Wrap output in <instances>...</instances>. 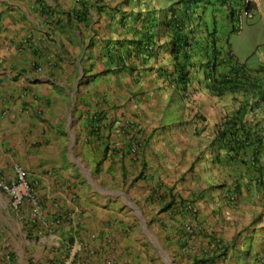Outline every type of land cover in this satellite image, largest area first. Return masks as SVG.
<instances>
[{
	"label": "crops",
	"instance_id": "0c3cea01",
	"mask_svg": "<svg viewBox=\"0 0 264 264\" xmlns=\"http://www.w3.org/2000/svg\"><path fill=\"white\" fill-rule=\"evenodd\" d=\"M69 1L71 12L57 16L40 12L39 0H0V176L12 175L17 166L23 168L43 203L42 216L35 220L29 206L15 213L2 193L0 264H187L188 258L197 259L190 250L199 252L183 231L191 216L198 217L191 223L200 226L212 220L213 225L219 224L229 233L233 243L227 263L264 264L263 236L242 230L254 223V213H258L255 202L260 198L254 199V190H261L264 197L262 137L255 138V150L215 148L219 160L216 168L226 173L236 175L238 169L233 170L230 163L242 161L245 155L248 167L250 163L262 167L257 169V165L253 173L243 176L236 203L227 205L225 215L202 211L204 205L197 198L189 200L200 209L198 215L188 211L189 201L176 203L171 195L165 204L156 200L166 210L169 227L175 225L176 244L167 248L171 261L163 260L161 249L153 246V200L139 202L137 185L141 187L142 181L137 178L134 185L131 180L143 161L153 158V151L159 160L169 151L160 144L153 149V137L148 139L146 135L153 127L159 129L157 132L169 125L179 127L181 120L175 107L186 103L183 107L188 110L190 103L174 100L178 86L168 76L174 80L176 69L166 73L163 68L173 62L166 48H155L151 57L143 60L147 70L135 72L124 66L129 48L126 39L139 42L132 47L136 53L148 41L145 26L150 19L147 13L153 8L151 2L129 0L125 8L120 5L124 0H87L83 7ZM209 1L213 0L191 3L188 10H202L203 19L209 23L219 6L212 7ZM47 4L54 3L47 0ZM191 23L201 25L202 19L192 17ZM140 56L142 60L145 55ZM133 61L137 64L136 58ZM182 63L189 65L191 60ZM39 66L41 71L36 70ZM137 74L144 76L139 86H133ZM209 95L195 92L192 105H203ZM231 97L224 102L213 99L217 107L209 110L213 117L207 118L211 130L206 132L211 139L215 138V126L238 110V103L227 112L222 110V104ZM171 98L176 103L168 120L162 111ZM129 99L133 104L127 107ZM255 112L261 114L258 121L264 136L263 112ZM243 124L250 127L256 121L245 119ZM137 141L147 146L133 153L131 148ZM184 149L192 151L190 145ZM164 163L161 166L166 170ZM175 169L183 174L182 167L174 164L170 176L175 175ZM88 174L95 176L96 183L83 182ZM152 174L153 184L149 176L144 180L146 186L149 184L148 195L159 191L161 177L168 173L157 167ZM249 179L258 181V186H248V195ZM170 203L173 206L167 209ZM216 204L221 205L218 201ZM258 206L263 207L264 202ZM220 227L216 229L222 231ZM181 249L188 257L175 259L174 251Z\"/></svg>",
	"mask_w": 264,
	"mask_h": 264
},
{
	"label": "rangeland",
	"instance_id": "374dc122",
	"mask_svg": "<svg viewBox=\"0 0 264 264\" xmlns=\"http://www.w3.org/2000/svg\"><path fill=\"white\" fill-rule=\"evenodd\" d=\"M51 1L54 3L60 1L62 7H65V9H67L71 4L69 0ZM57 8L59 9L58 12L61 13L62 10L58 6ZM262 11L263 13L261 17L259 16L257 19L250 21L244 25L243 32L241 34L233 33L230 36V43L232 45L234 53L238 57V60L243 64H246L247 62V65L250 68H256L257 65H262V62L264 61V7ZM195 92H202L204 96L209 95L204 86L203 91L201 89H198ZM193 98L194 97L192 96L189 102L193 101ZM246 98H248V96L244 94L236 98L233 97L231 98V101L222 104V110H225L227 112L237 104V101L247 100ZM248 99H250V97ZM174 100H179V97L175 95ZM182 101L185 102L184 100ZM174 103L176 102H174L171 98L167 106L162 111V114L166 116L168 120L173 117L171 108L173 107L172 105ZM126 104L127 107H129L133 103L131 99H129L126 100ZM183 106L186 107V103L183 104L180 102L178 103V106L175 107L176 111H178L177 114L181 120L179 127L169 125L162 128L160 132H157V130H159L158 128L153 127V131L149 132L146 135L148 139H150L151 136L153 137V149L155 147H158V145L160 144L162 146H167V148H169V151H167L166 155L162 157L161 160L157 158V156L155 155V151H153V158L149 159L147 162L143 161L144 164L141 165L142 167L137 172V175L135 176L134 174L133 180H131L132 182H134V185H136L135 183H137L135 182L137 178L142 181L141 187L137 185V199H139V202L146 204L148 200H153V204L151 205L152 209L150 210L153 222V246L159 247L161 249V252L163 253V260L165 259L166 262L167 258L168 261H171L169 257V250L167 248H171L176 244L174 236L176 234L173 231L175 225L172 224V226L169 227L170 223L167 221L168 215H166L165 213L166 210L162 208V206L157 204L156 200H158L160 204H165L166 202L170 201L169 195L174 196L175 200L177 199L176 203L183 200L191 202L190 200H194V198H197L201 201L200 203L204 205L201 209L202 211L208 212L211 210V215L216 214L219 216V213L221 215L223 211L227 212L229 209L227 208L228 203L226 202V196L222 191V188H225L226 186H235L236 188V185L238 186L243 180V176L248 175V172L253 173L256 169L255 166L253 167L252 163L249 164V167L242 163V161L248 160L247 155H245L244 158L242 157V161L239 160L237 162L233 161L232 163H230V166L233 170L238 169L236 175H233V172L226 173L225 170L216 168V165H218V163L214 162H217L218 160L214 159L215 155L213 154L212 150L220 146V141L217 138V125L214 128L215 138L212 137L211 139L206 134V132L211 130V126L207 122V118L211 119L213 117L212 114H209V110L211 108L216 109L217 104H214V102L211 101L210 97L207 96L206 101L203 103V105L195 106L189 104L188 110H186V108H184ZM233 113L234 111L231 114ZM217 120H219V117H217ZM220 120H223V118H221ZM193 131H196V133H193ZM188 145H190L192 151L184 149V147ZM146 146L147 143H143V147L141 148L143 149ZM164 160V167L166 168V170H164L161 166ZM223 160H225V158H223ZM174 164L175 166L180 165L182 167L183 174H179L178 170L175 169V175H169V171L172 169V166ZM213 165L215 166L214 168H212ZM157 167L160 168L161 172H167L168 174L162 175L161 186H158L159 191L152 192L151 190L150 193L152 192V194L148 195L149 193L147 191H149V184L146 186L144 180L147 178V176H149L151 178V183L153 184L152 171L153 168ZM241 168L244 170L240 171ZM82 180L83 182L88 184H90L89 181L96 183L95 176L91 174H88L86 178L83 177ZM253 181L254 179H249V183L246 187L247 194L250 192V188L252 186L254 188L258 186V181H256V183H253ZM165 183H167V185H165ZM244 185L245 183L243 182V186ZM248 186L251 187L249 188ZM126 196L128 197L126 199H128L129 202H133L128 195ZM253 196L254 199L260 198L258 202H255V204L257 205L255 209H258V213H254V223H248L247 225H245V227H243L242 230L243 232L247 233L254 232L256 233V235L259 234L264 238V206H258L262 202H264V197L262 196L261 190H254ZM240 197L241 196H239V198ZM0 199H4L1 191ZM216 201L221 203L220 207H217L218 204H216ZM239 203H241V201ZM194 206L197 208L196 205ZM135 207L140 209V206L138 205H136ZM199 211L200 209L198 210L197 208V212L195 214L198 215ZM225 212H223L224 215L226 214ZM190 218L191 220H195L194 223H196V219L198 217L191 216ZM191 220L188 221V223H184L185 228L184 230H182L186 233L188 238L190 237L189 239L190 241H192L190 243L191 246L193 244H197V246L199 247V252L196 253L194 250H190L198 260L195 259L192 261L191 258H188L186 263L229 264L227 263L228 255H223L226 247L229 246L230 248L233 243V240H230L229 233H226L225 229H223V227H220L219 224L213 225L212 220H210V223L206 225H203L202 223L200 226L191 223ZM219 227L222 231L216 229ZM227 227L231 229L229 223H227ZM226 235H228V237H225ZM223 241L224 243H222ZM178 253L179 255H176ZM174 254L175 259H186L188 257L187 251H183L182 249L179 252L174 251ZM214 260L217 262H215ZM162 264L166 263L164 262ZM173 264H176V261H174Z\"/></svg>",
	"mask_w": 264,
	"mask_h": 264
},
{
	"label": "clouds",
	"instance_id": "9594fccd",
	"mask_svg": "<svg viewBox=\"0 0 264 264\" xmlns=\"http://www.w3.org/2000/svg\"><path fill=\"white\" fill-rule=\"evenodd\" d=\"M74 1L75 4L80 7H83L85 2H87V0H73V2ZM147 1L151 2L153 6L151 11L147 13L150 19H147L148 25L145 26V35L148 36V41L144 44L141 52L139 51L136 53L132 47H134L135 44H139V42H130L126 39L129 48L125 51L124 66L135 72L147 70V63L143 60L151 57L155 48L160 49L164 47L168 50L173 62L171 67L164 66L163 68L166 73L169 71L173 73L171 69H176L175 79L173 80L171 76H168V79L177 84L178 88L176 89V95L179 97V100L189 101L192 96L194 97L195 91L198 89L203 91V86L209 92L208 94H210L209 97L211 101H213L214 97L221 98L224 101L228 96L236 98L243 94L247 95L250 99L246 98L247 100L237 101L238 110L234 111L232 115L226 116L224 120L217 125V138L220 144L229 145L226 135L230 132H234L238 122L234 121L233 118L234 116L240 115L242 122L245 119H253L256 121L255 125L249 127L252 129V132L255 133L252 137L253 143L251 147L253 146L256 149L257 144L254 143L255 138H264V136L261 135V133H263L261 129L262 123L258 121V119L261 118V114L255 112V110H261L264 120V61L262 65H257L256 68H250L247 62L246 64L240 63L232 49L230 36L233 33L241 34L246 23L262 16L264 0L209 1L212 7L219 5L213 10V15L209 23L203 19L202 10L199 12L193 11V13L188 10L191 3H195L199 0ZM39 2H37V5L41 7L40 12L46 13L47 15L51 13L57 16H67L65 11L70 10V6L65 9V7H62V4H59L58 7L62 10L60 13L58 12L59 9L57 5H55L56 3L51 1L54 4L48 5L47 0H39ZM120 5L127 8L129 0H124ZM146 6L149 8V5ZM69 12H71V10ZM126 12L134 14V12ZM198 13L201 15L199 16ZM137 14L141 16L143 12H138ZM192 17H200L202 19V24L200 25L198 23L193 25L191 23ZM218 17H220L219 20H217ZM142 20L144 21V18ZM225 23H227V33H224ZM162 40H164L165 45L164 43L161 44ZM119 43L121 44V41ZM139 53L145 55L142 57V60ZM133 58L137 59V64L134 63ZM189 60H191L189 65L182 63L183 61L186 63ZM138 66L140 68H138ZM42 69V66H39L36 70L41 71ZM143 76L144 74L142 76L137 74L136 78L132 80L134 85L139 86V80H141ZM182 78L187 79L186 85L182 83ZM194 85L195 87H193ZM189 103L192 105L195 101ZM230 125H233V127L230 128ZM223 131L224 136L221 138L220 132ZM143 143L142 141H137L134 143L131 151L133 153L138 152L141 147H143ZM212 151L215 155L214 159L217 160L218 154H215V149ZM18 170H23L27 173L28 182L33 187L41 205L40 216L33 217L31 206L28 204H25L20 211L13 210L9 196L4 193L1 188L0 191L7 196L10 201V206L15 213H21L26 206H29L30 214L32 218L36 220L42 216L43 203L38 197L36 185L29 180L28 172L17 166L13 170L12 175L0 177V182L13 179ZM237 189H239V185H236V188L235 186H226L222 188L228 204L233 205L236 203L235 195H237ZM187 209L193 215L197 212V208L193 204H189ZM230 248L227 246L223 255H228L227 253Z\"/></svg>",
	"mask_w": 264,
	"mask_h": 264
},
{
	"label": "built area",
	"instance_id": "2783aa9c",
	"mask_svg": "<svg viewBox=\"0 0 264 264\" xmlns=\"http://www.w3.org/2000/svg\"><path fill=\"white\" fill-rule=\"evenodd\" d=\"M0 188L9 196L13 210L20 211L28 204L31 206L33 217L40 216L41 205L25 171L18 170L13 179L0 182Z\"/></svg>",
	"mask_w": 264,
	"mask_h": 264
},
{
	"label": "trees",
	"instance_id": "16d2710c",
	"mask_svg": "<svg viewBox=\"0 0 264 264\" xmlns=\"http://www.w3.org/2000/svg\"><path fill=\"white\" fill-rule=\"evenodd\" d=\"M186 82H187V79L182 78V83L184 85H186ZM233 119H234V121H237L239 125H237L235 127L234 132H230L228 135H226V137L228 138L227 141H228L229 145L220 144V147L221 148H228L229 150H231L233 152L241 151V150H244L246 148H250L252 143H253L252 137H253V134H255V133L252 132V129L247 127L246 124H243L240 115L234 116ZM223 136H224V131L220 132V137L222 138ZM254 150H255V148H254ZM242 163L245 165H248L246 160L242 161ZM257 165L258 164L254 165V163H253V166L256 167ZM258 168L262 169V167L260 165L257 167V169ZM261 183H262V181H261ZM171 205L173 206V203H170V205H169V207H167V209H170V207H172Z\"/></svg>",
	"mask_w": 264,
	"mask_h": 264
}]
</instances>
